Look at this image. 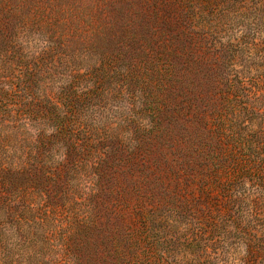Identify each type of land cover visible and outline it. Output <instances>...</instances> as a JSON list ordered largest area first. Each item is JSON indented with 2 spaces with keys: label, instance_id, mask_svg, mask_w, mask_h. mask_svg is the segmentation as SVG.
Here are the masks:
<instances>
[{
  "label": "trees",
  "instance_id": "1",
  "mask_svg": "<svg viewBox=\"0 0 264 264\" xmlns=\"http://www.w3.org/2000/svg\"><path fill=\"white\" fill-rule=\"evenodd\" d=\"M0 264H264V0H0Z\"/></svg>",
  "mask_w": 264,
  "mask_h": 264
}]
</instances>
